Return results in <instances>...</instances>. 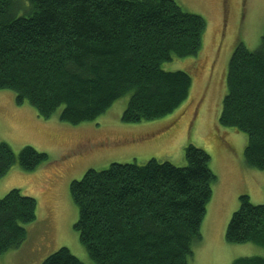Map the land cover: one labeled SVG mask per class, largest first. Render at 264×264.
<instances>
[{"label":"trees","instance_id":"16d2710c","mask_svg":"<svg viewBox=\"0 0 264 264\" xmlns=\"http://www.w3.org/2000/svg\"><path fill=\"white\" fill-rule=\"evenodd\" d=\"M206 18L178 0H0V88L16 92L38 116L72 124L96 119L132 91L122 120L162 117L190 95L191 72L166 70L174 56L199 53ZM219 122L248 134L246 163L264 169V32L256 49L231 56ZM187 164L149 159L89 168L70 184L74 224L95 264H189L218 175L211 154L189 144ZM47 152L0 142V181L14 164L32 171ZM226 229L231 243L264 247V203L240 196ZM38 200L20 188L0 196V254L28 238ZM46 218L50 216L47 213ZM40 264H87L62 246ZM232 264H264L241 256Z\"/></svg>","mask_w":264,"mask_h":264},{"label":"rangeland","instance_id":"374dc122","mask_svg":"<svg viewBox=\"0 0 264 264\" xmlns=\"http://www.w3.org/2000/svg\"><path fill=\"white\" fill-rule=\"evenodd\" d=\"M178 1L202 14L207 28L199 53L174 56L162 64L166 70L184 69L192 75L190 95L162 117L122 120L132 94L129 91L96 119L72 124L60 119L63 106L46 119L27 102L9 106L16 92L0 88V142H9L16 152L24 145H33L50 156L32 171L16 163L0 181V196L14 187H23V191L29 187L33 189L27 192L38 200L37 219L26 224L27 240L19 248L0 254V264H40L62 246L85 263L95 264L74 227L79 210L70 193L72 180L81 179L89 168L102 169L112 162L145 164L156 158L184 166L189 144L211 154V167L218 175L202 222V238L194 243L189 264H232L237 257L264 256V247L253 241L231 243L226 239L241 194H248L254 204L264 203V169L246 163L248 134L219 122L236 45L243 42L256 49L261 42L264 0Z\"/></svg>","mask_w":264,"mask_h":264},{"label":"crops","instance_id":"0c3cea01","mask_svg":"<svg viewBox=\"0 0 264 264\" xmlns=\"http://www.w3.org/2000/svg\"><path fill=\"white\" fill-rule=\"evenodd\" d=\"M9 106H18V104L16 103V100L12 98L9 101ZM16 172H18V171L16 170ZM32 177L35 179L36 175H32ZM20 189L23 191V187H20ZM27 189L32 190L33 188L27 187ZM28 190L23 191V193L30 194L29 192H27Z\"/></svg>","mask_w":264,"mask_h":264},{"label":"flooded vegetation","instance_id":"af4514ba","mask_svg":"<svg viewBox=\"0 0 264 264\" xmlns=\"http://www.w3.org/2000/svg\"><path fill=\"white\" fill-rule=\"evenodd\" d=\"M84 140V139H83ZM93 142H96V141H93Z\"/></svg>","mask_w":264,"mask_h":264}]
</instances>
